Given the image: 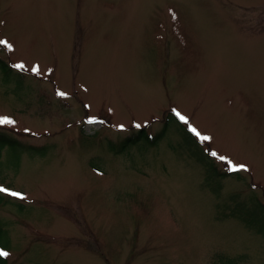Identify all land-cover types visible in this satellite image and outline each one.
<instances>
[{
	"label": "rangeland",
	"instance_id": "obj_1",
	"mask_svg": "<svg viewBox=\"0 0 264 264\" xmlns=\"http://www.w3.org/2000/svg\"><path fill=\"white\" fill-rule=\"evenodd\" d=\"M0 40L7 264H264V0H0Z\"/></svg>",
	"mask_w": 264,
	"mask_h": 264
},
{
	"label": "trees",
	"instance_id": "obj_2",
	"mask_svg": "<svg viewBox=\"0 0 264 264\" xmlns=\"http://www.w3.org/2000/svg\"><path fill=\"white\" fill-rule=\"evenodd\" d=\"M0 68L3 70V72L9 76L11 68L2 60L0 59ZM170 120H176L177 122H181L179 120V118L177 117L176 114L172 113V116L168 118V120L166 121L167 124L170 122ZM182 123V122H181ZM165 128L162 130V132H164ZM162 132H160L157 136H151L149 135L145 130L141 129L138 133L127 137L126 139H124L122 141V144L120 146V148L118 149L119 151L124 150L125 148H127L128 146H130L131 144H135L140 142L141 140L147 141L150 144H155L156 141L159 139V137L161 136ZM190 134V133H189ZM22 146L20 141L6 133H2L0 132V157H1V153L2 151L6 148H16V147ZM29 148H31L29 146ZM210 165V171L217 173L219 175H222L220 172H218L216 170L215 166H212V164ZM3 197L0 194V202H3ZM7 241L8 244V235L6 232V229L3 228L1 221H0V251L2 250H6V245L4 244V242ZM0 264H7V259L6 257H0Z\"/></svg>",
	"mask_w": 264,
	"mask_h": 264
},
{
	"label": "snow or ice",
	"instance_id": "obj_3",
	"mask_svg": "<svg viewBox=\"0 0 264 264\" xmlns=\"http://www.w3.org/2000/svg\"><path fill=\"white\" fill-rule=\"evenodd\" d=\"M0 44L6 46L7 48H9L11 50L12 46L7 41L0 40ZM16 67L23 68L24 66L21 64V65H17ZM33 71L34 72H38L39 70H38V68H34ZM58 95L63 96L65 94L61 92V93H58ZM176 115L179 118V120L181 122H183L184 124H188L189 123L187 117L183 116L179 112H176ZM92 122H94V121H89V123H92ZM13 123H14V121H12L10 119L0 120V124H13ZM137 127H139V125H137ZM190 131L193 132V134H195L197 137H199V139L201 141H208V140L211 139L210 137H208L206 135H201L195 128H190ZM211 155L216 156L217 153L212 152ZM220 159L224 160L225 158L221 156ZM228 163H229V171H231V172L248 171L249 170L245 165H235L231 161H228ZM0 192H7L11 196L18 197L20 199H24V197L21 194L16 193V192H8V190L4 189V188H0ZM8 255L9 254L7 252L0 251V257H7Z\"/></svg>",
	"mask_w": 264,
	"mask_h": 264
}]
</instances>
